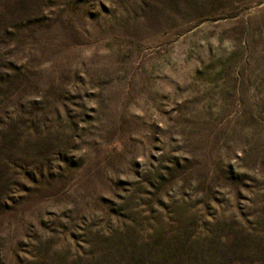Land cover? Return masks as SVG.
<instances>
[{
    "label": "rangeland",
    "instance_id": "rangeland-1",
    "mask_svg": "<svg viewBox=\"0 0 264 264\" xmlns=\"http://www.w3.org/2000/svg\"><path fill=\"white\" fill-rule=\"evenodd\" d=\"M0 264H264V0H0Z\"/></svg>",
    "mask_w": 264,
    "mask_h": 264
}]
</instances>
